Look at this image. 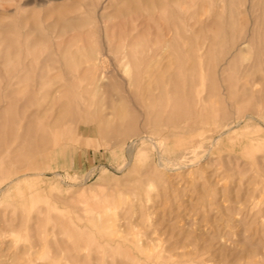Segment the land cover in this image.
Returning a JSON list of instances; mask_svg holds the SVG:
<instances>
[{
	"label": "rangeland",
	"instance_id": "374dc122",
	"mask_svg": "<svg viewBox=\"0 0 264 264\" xmlns=\"http://www.w3.org/2000/svg\"><path fill=\"white\" fill-rule=\"evenodd\" d=\"M0 264H264V0H0Z\"/></svg>",
	"mask_w": 264,
	"mask_h": 264
},
{
	"label": "bare ground",
	"instance_id": "6f19581e",
	"mask_svg": "<svg viewBox=\"0 0 264 264\" xmlns=\"http://www.w3.org/2000/svg\"><path fill=\"white\" fill-rule=\"evenodd\" d=\"M105 121V120H104ZM99 123H101V122H99ZM107 123V122H106ZM105 125V124H104ZM108 125V124H107ZM109 126V125H108ZM101 127V126H100Z\"/></svg>",
	"mask_w": 264,
	"mask_h": 264
}]
</instances>
